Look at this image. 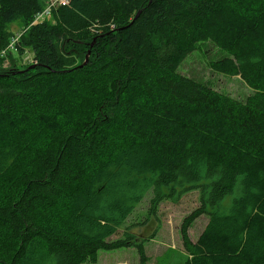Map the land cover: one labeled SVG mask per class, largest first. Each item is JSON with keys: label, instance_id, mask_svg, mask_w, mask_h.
Wrapping results in <instances>:
<instances>
[{"label": "trees", "instance_id": "16d2710c", "mask_svg": "<svg viewBox=\"0 0 264 264\" xmlns=\"http://www.w3.org/2000/svg\"><path fill=\"white\" fill-rule=\"evenodd\" d=\"M46 6L0 0V264L131 246L147 264L153 235L131 228L193 190L182 249L156 264H264V0H70L33 21ZM206 40L243 100L176 71Z\"/></svg>", "mask_w": 264, "mask_h": 264}, {"label": "rangeland", "instance_id": "374dc122", "mask_svg": "<svg viewBox=\"0 0 264 264\" xmlns=\"http://www.w3.org/2000/svg\"><path fill=\"white\" fill-rule=\"evenodd\" d=\"M18 23L11 24L13 31L18 27ZM226 55V51L219 48L213 41L206 40L197 43L196 48L184 56L176 71L179 73L206 83L214 89L226 93L237 99H244L252 89L246 85L238 76H229L224 73L210 69L209 62L218 60ZM20 58V59H19ZM17 64H24L32 60V51L26 49L23 55L19 56ZM7 62L3 63L6 65ZM150 194H146L143 201L135 208L133 213L128 216L126 224L143 221L146 218ZM198 192L196 190L185 193L176 203L169 200L161 201L158 207L156 217H152L144 224H137L131 228L139 237H148L153 235L152 239L145 241L146 255L149 256L147 264H156L157 260L162 258L166 252H180L182 249L179 225L182 217L192 210L198 204ZM207 215L203 214L198 217L189 227V235L192 241L197 239V236L202 230ZM122 233V228L117 230L113 238L118 237ZM173 248L172 250H170ZM135 247H123L113 250L101 249L98 250L97 261L85 262L84 264H139V256H137ZM166 263V262H164Z\"/></svg>", "mask_w": 264, "mask_h": 264}, {"label": "built area", "instance_id": "2783aa9c", "mask_svg": "<svg viewBox=\"0 0 264 264\" xmlns=\"http://www.w3.org/2000/svg\"><path fill=\"white\" fill-rule=\"evenodd\" d=\"M69 1L70 0H47V6L43 10H40V12H38L35 15L33 21L43 19L44 17L49 15L50 9H52L53 7L57 8V6H60V5H66V4H68ZM18 35L15 37V40L17 39ZM1 52L4 53L5 51L2 50Z\"/></svg>", "mask_w": 264, "mask_h": 264}, {"label": "crops", "instance_id": "0c3cea01", "mask_svg": "<svg viewBox=\"0 0 264 264\" xmlns=\"http://www.w3.org/2000/svg\"><path fill=\"white\" fill-rule=\"evenodd\" d=\"M206 222H207V220L205 221L204 226H205ZM202 227H203V226H202ZM202 229H203V228H202ZM201 231H202V230H201Z\"/></svg>", "mask_w": 264, "mask_h": 264}]
</instances>
